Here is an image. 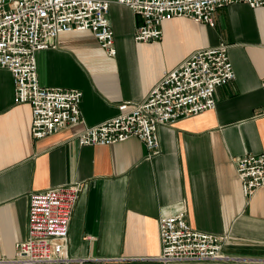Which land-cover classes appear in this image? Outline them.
I'll return each instance as SVG.
<instances>
[{
	"label": "crops",
	"instance_id": "crops-1",
	"mask_svg": "<svg viewBox=\"0 0 264 264\" xmlns=\"http://www.w3.org/2000/svg\"><path fill=\"white\" fill-rule=\"evenodd\" d=\"M111 1L116 56L91 30L61 33L37 54L42 86L82 90L80 123L34 138L31 105L15 102L14 77L0 68V259L27 236L31 192L82 182L68 253L86 264H158L144 258L162 252L159 219L181 211L192 227L226 235L223 251L236 259L173 264H264V186L247 199L236 171L238 157L264 154V7L225 5L214 26L174 17L160 40L136 43L140 15ZM221 42L235 79L217 87L216 108L161 125L157 154L148 158L136 136L78 144L87 126L144 100L164 72Z\"/></svg>",
	"mask_w": 264,
	"mask_h": 264
},
{
	"label": "built area",
	"instance_id": "built-area-1",
	"mask_svg": "<svg viewBox=\"0 0 264 264\" xmlns=\"http://www.w3.org/2000/svg\"><path fill=\"white\" fill-rule=\"evenodd\" d=\"M111 0H0V68L11 71L15 102L32 108L31 134L44 138L82 121V90L44 87L38 75L39 51L55 47L64 32L91 30L109 56L117 55L109 18ZM141 17L134 40L155 42L163 37V22L185 17L215 25L216 11L225 5L246 3L264 7V0H115ZM236 77L229 45L200 48L164 72L146 98L124 101L119 112L87 126L79 145H110L136 136L148 149L159 152L158 128L190 115L216 108V89ZM242 191L250 199L264 186V154L248 153L236 159ZM82 182L62 184L29 194L27 236L15 244L2 264H86L90 258L68 253L69 226L82 191ZM186 212L159 219L162 252L144 258L158 264L228 262L236 258L223 251L227 236L192 227Z\"/></svg>",
	"mask_w": 264,
	"mask_h": 264
},
{
	"label": "bare ground",
	"instance_id": "bare-ground-1",
	"mask_svg": "<svg viewBox=\"0 0 264 264\" xmlns=\"http://www.w3.org/2000/svg\"><path fill=\"white\" fill-rule=\"evenodd\" d=\"M113 2H111V5H112ZM110 9H111V6H110Z\"/></svg>",
	"mask_w": 264,
	"mask_h": 264
},
{
	"label": "rangeland",
	"instance_id": "rangeland-1",
	"mask_svg": "<svg viewBox=\"0 0 264 264\" xmlns=\"http://www.w3.org/2000/svg\"><path fill=\"white\" fill-rule=\"evenodd\" d=\"M140 23V22H139Z\"/></svg>",
	"mask_w": 264,
	"mask_h": 264
}]
</instances>
